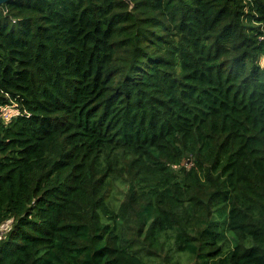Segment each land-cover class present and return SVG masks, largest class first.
<instances>
[{"label":"trees","instance_id":"1","mask_svg":"<svg viewBox=\"0 0 264 264\" xmlns=\"http://www.w3.org/2000/svg\"><path fill=\"white\" fill-rule=\"evenodd\" d=\"M0 264H264V0L0 5Z\"/></svg>","mask_w":264,"mask_h":264},{"label":"built area","instance_id":"2","mask_svg":"<svg viewBox=\"0 0 264 264\" xmlns=\"http://www.w3.org/2000/svg\"><path fill=\"white\" fill-rule=\"evenodd\" d=\"M9 116H10V112H8V111H4V117H5V118H9Z\"/></svg>","mask_w":264,"mask_h":264},{"label":"water","instance_id":"3","mask_svg":"<svg viewBox=\"0 0 264 264\" xmlns=\"http://www.w3.org/2000/svg\"><path fill=\"white\" fill-rule=\"evenodd\" d=\"M8 1H10V0H0V5H2L3 3H6Z\"/></svg>","mask_w":264,"mask_h":264}]
</instances>
